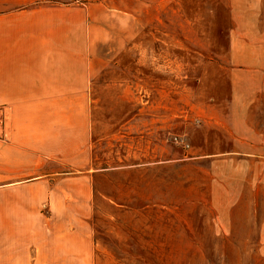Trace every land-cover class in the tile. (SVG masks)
Listing matches in <instances>:
<instances>
[{"label": "rangeland", "instance_id": "1", "mask_svg": "<svg viewBox=\"0 0 264 264\" xmlns=\"http://www.w3.org/2000/svg\"><path fill=\"white\" fill-rule=\"evenodd\" d=\"M58 17L85 31L87 161L65 168L87 176L94 264H264V145L225 121L229 33L264 31V0H0V64Z\"/></svg>", "mask_w": 264, "mask_h": 264}, {"label": "crops", "instance_id": "2", "mask_svg": "<svg viewBox=\"0 0 264 264\" xmlns=\"http://www.w3.org/2000/svg\"><path fill=\"white\" fill-rule=\"evenodd\" d=\"M63 23L47 22L0 64L14 83L0 93V264H94L87 176L65 168L72 157L84 168L87 161L90 112L84 85L70 81L87 77L85 31ZM229 42L225 121L239 139L264 145V134L251 133L264 128L253 116L264 98V31L238 27Z\"/></svg>", "mask_w": 264, "mask_h": 264}, {"label": "trees", "instance_id": "3", "mask_svg": "<svg viewBox=\"0 0 264 264\" xmlns=\"http://www.w3.org/2000/svg\"><path fill=\"white\" fill-rule=\"evenodd\" d=\"M108 199H112V198L109 197Z\"/></svg>", "mask_w": 264, "mask_h": 264}]
</instances>
